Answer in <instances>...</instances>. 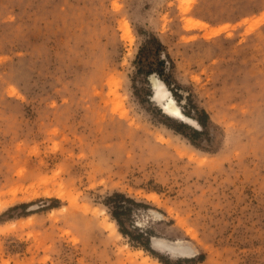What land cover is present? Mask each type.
I'll return each mask as SVG.
<instances>
[{"label": "rangeland", "instance_id": "rangeland-1", "mask_svg": "<svg viewBox=\"0 0 264 264\" xmlns=\"http://www.w3.org/2000/svg\"><path fill=\"white\" fill-rule=\"evenodd\" d=\"M0 264H264V0H0Z\"/></svg>", "mask_w": 264, "mask_h": 264}, {"label": "bare ground", "instance_id": "bare-ground-1", "mask_svg": "<svg viewBox=\"0 0 264 264\" xmlns=\"http://www.w3.org/2000/svg\"><path fill=\"white\" fill-rule=\"evenodd\" d=\"M150 78H151L150 89L153 92L152 100L157 103V105L161 108L163 113L168 117L184 121L182 120V113L180 112L179 108L173 103L172 98L169 95H167L168 90L165 89L166 88L165 84L155 76H151ZM160 90L163 91L161 92ZM184 122L190 124L189 121H184ZM152 247L154 248V245H152Z\"/></svg>", "mask_w": 264, "mask_h": 264}, {"label": "trees", "instance_id": "trees-1", "mask_svg": "<svg viewBox=\"0 0 264 264\" xmlns=\"http://www.w3.org/2000/svg\"><path fill=\"white\" fill-rule=\"evenodd\" d=\"M147 43L148 44H153L156 47L154 49V53H156V52L159 53L160 52V50L158 48L159 47L161 48L162 45L160 44V42H158V40L156 38H154V37L148 38ZM160 63H162V62H160ZM156 71H158V74L161 75V73H162L161 70H156ZM164 82H166V80H164ZM206 119H207L206 113L203 110H201L200 111V116L196 117V121L202 128H206V125H207V122H206L207 120ZM198 134H199V132L193 131V135L194 136L198 135ZM114 196L122 197L121 194H115ZM113 215H114V217H116V213L115 212L113 213ZM116 220H117V218H116ZM117 222L120 224V222L118 220H117ZM122 232L124 234H126V232H124L123 230H122Z\"/></svg>", "mask_w": 264, "mask_h": 264}]
</instances>
